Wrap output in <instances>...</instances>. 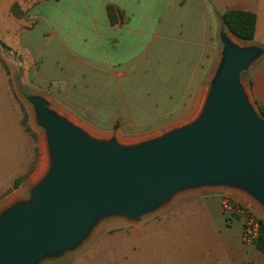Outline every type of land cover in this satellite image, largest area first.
<instances>
[{
	"label": "water",
	"instance_id": "obj_1",
	"mask_svg": "<svg viewBox=\"0 0 264 264\" xmlns=\"http://www.w3.org/2000/svg\"><path fill=\"white\" fill-rule=\"evenodd\" d=\"M221 57L196 116L131 145L100 139L28 96L45 132L47 168L20 200L0 212V264H42L78 250L98 224L138 222L175 197L230 189L264 209V118L241 75L264 56L222 25Z\"/></svg>",
	"mask_w": 264,
	"mask_h": 264
},
{
	"label": "crops",
	"instance_id": "obj_2",
	"mask_svg": "<svg viewBox=\"0 0 264 264\" xmlns=\"http://www.w3.org/2000/svg\"><path fill=\"white\" fill-rule=\"evenodd\" d=\"M44 6L49 7V16L37 11ZM108 6L121 14L115 24L109 21ZM262 6L264 0H0V45H15L23 56H30L36 85L49 89L58 104L88 122L155 126L200 108L203 79L213 56L215 20L228 10L253 13L255 39L264 33ZM42 24L44 29L33 44L26 36ZM172 40L177 44L173 50ZM5 55L10 56L0 53ZM148 56H183L170 63L168 89L147 85ZM261 58L249 84L256 109L264 106ZM0 72L8 125L6 140L0 139L1 181L7 167L2 148L21 132L11 118L8 75L1 68ZM20 160L13 158V168ZM205 203L211 208L197 213L191 225L193 235L201 240L202 255L180 264H264V254L241 241V221L212 212L214 204Z\"/></svg>",
	"mask_w": 264,
	"mask_h": 264
},
{
	"label": "rangeland",
	"instance_id": "obj_3",
	"mask_svg": "<svg viewBox=\"0 0 264 264\" xmlns=\"http://www.w3.org/2000/svg\"><path fill=\"white\" fill-rule=\"evenodd\" d=\"M37 11L48 16L51 14L48 6L38 8ZM260 11V20L264 22V6L260 7ZM34 15L31 13L30 17ZM222 25L220 18L215 20L213 56L203 79V99L221 57L222 44L219 34ZM43 29V24L34 26L26 38L35 44ZM225 32L241 46L258 45L264 48V33H259L253 42H244L230 34L226 27ZM9 38L14 39L11 36ZM169 44L172 50L177 47L173 40ZM0 53L10 54V56H0V68L9 78L11 118L17 123L21 132L18 139L6 142L2 148L7 152L4 157L7 167L0 181V212L15 202L28 199L30 190L37 182V176L40 175L44 157L43 148L47 153L45 132L36 123L33 107L26 99L28 96H43L49 101L53 110L89 135L100 139L114 138L122 145L139 143L159 136L170 129L181 127L191 121L199 110L193 113L187 111L168 123L155 126H128L119 122L90 123L89 119L76 115L70 109L58 104L52 98L49 89H41L36 85L32 78L34 61L30 56H23L15 45L10 48L0 45ZM179 59H183V56H148L147 67L150 79L147 85L150 88L168 89L170 87L168 71L173 67L170 63L177 62ZM261 59L241 75V83L248 95L251 72ZM1 82L0 72V139L6 140L8 135L7 107L6 103L2 104L4 97ZM18 156L21 160L13 168V158H18ZM224 195L250 205L254 215L264 222V209L243 194L222 188L201 189L175 197L169 204L142 217L138 222L131 223L120 218L103 220L78 250L58 260L42 264H180L188 262L194 255H202L201 240L193 235L191 229V225H194L198 219L196 214L204 210L208 211L211 206L205 202L209 201L214 204L212 212L222 215L221 201ZM236 219L239 220V218ZM194 248H197V253Z\"/></svg>",
	"mask_w": 264,
	"mask_h": 264
},
{
	"label": "trees",
	"instance_id": "obj_4",
	"mask_svg": "<svg viewBox=\"0 0 264 264\" xmlns=\"http://www.w3.org/2000/svg\"><path fill=\"white\" fill-rule=\"evenodd\" d=\"M106 11L111 24H115L121 19L120 12L113 6H108ZM220 20L228 32L237 39L244 42H249L254 39L256 16L253 13L240 10H228L220 15ZM257 109L264 118V106H258ZM259 224L260 233L255 247L264 254V222L259 220Z\"/></svg>",
	"mask_w": 264,
	"mask_h": 264
},
{
	"label": "built area",
	"instance_id": "obj_5",
	"mask_svg": "<svg viewBox=\"0 0 264 264\" xmlns=\"http://www.w3.org/2000/svg\"><path fill=\"white\" fill-rule=\"evenodd\" d=\"M221 206L226 217L239 218L242 224L241 241L244 244L255 245L259 238V219L254 215L250 205L232 198L229 195L222 197Z\"/></svg>",
	"mask_w": 264,
	"mask_h": 264
},
{
	"label": "bare ground",
	"instance_id": "obj_6",
	"mask_svg": "<svg viewBox=\"0 0 264 264\" xmlns=\"http://www.w3.org/2000/svg\"><path fill=\"white\" fill-rule=\"evenodd\" d=\"M43 153H44V157H43V163L41 165V170H40V175L37 176L38 179L40 178V176H42V174L45 172L46 168H47V153L45 151V148H43Z\"/></svg>",
	"mask_w": 264,
	"mask_h": 264
}]
</instances>
